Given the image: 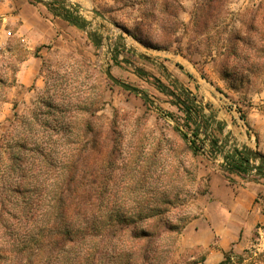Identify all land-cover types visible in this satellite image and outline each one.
Returning a JSON list of instances; mask_svg holds the SVG:
<instances>
[{
	"label": "rangeland",
	"instance_id": "1",
	"mask_svg": "<svg viewBox=\"0 0 264 264\" xmlns=\"http://www.w3.org/2000/svg\"><path fill=\"white\" fill-rule=\"evenodd\" d=\"M42 1L46 5L30 2L61 29V40L50 45L28 50L16 24L0 18V142L15 117L100 115L99 125H105L115 116L118 195L147 198L148 208L165 210L173 223L184 226L198 212L197 200L207 192L213 172L234 179L235 170H230L245 156L233 142L257 152L249 123L251 115L264 113V46L259 53L251 47L257 32L264 35L260 20L252 21L262 0H224L215 11L213 0ZM64 17L87 24L102 46ZM235 37L244 44L233 43ZM34 58L42 88L20 86L18 80L32 76L21 75V67ZM105 68L148 101L112 84ZM51 97L58 109L46 106ZM65 101L73 107L64 108ZM188 109H193L190 120L185 116ZM220 113L233 115L232 121L215 119ZM209 115L212 120L203 119ZM240 175L238 181L258 180L248 171ZM129 180V190L121 189ZM176 241L170 239L164 264L201 258L199 250L180 251ZM231 264H264V231L247 249L232 255Z\"/></svg>",
	"mask_w": 264,
	"mask_h": 264
},
{
	"label": "trees",
	"instance_id": "2",
	"mask_svg": "<svg viewBox=\"0 0 264 264\" xmlns=\"http://www.w3.org/2000/svg\"><path fill=\"white\" fill-rule=\"evenodd\" d=\"M223 2L213 0V7ZM255 14L252 21L264 26V0ZM261 34L251 47L256 53L264 46ZM233 41L244 44L239 37ZM52 99L46 106L58 109ZM192 112L186 110V120ZM99 120L100 115L15 117L0 142V264H164L170 239L177 240L183 226L165 210L148 208L147 198L118 195L117 122L115 116L105 125ZM132 182L120 188L128 191ZM221 264H231V254Z\"/></svg>",
	"mask_w": 264,
	"mask_h": 264
},
{
	"label": "crops",
	"instance_id": "3",
	"mask_svg": "<svg viewBox=\"0 0 264 264\" xmlns=\"http://www.w3.org/2000/svg\"><path fill=\"white\" fill-rule=\"evenodd\" d=\"M0 18L3 22L16 24L17 33L28 50L45 47L62 38L56 22H50L45 13L29 0H0ZM36 60L23 63L21 75L30 73L32 76L30 80L25 77L18 80L20 86L33 83L42 88L38 80L40 65ZM216 117L228 123L233 115L220 113ZM250 117L256 150L264 156V113ZM203 119L212 120L213 117L209 115ZM231 176L234 179L213 172L208 179L207 192L197 200L198 212L180 231L177 248L201 252V258L196 260L191 256L189 264H221L227 255L232 257L247 249L251 239L264 231V179L238 181L240 174Z\"/></svg>",
	"mask_w": 264,
	"mask_h": 264
},
{
	"label": "water",
	"instance_id": "4",
	"mask_svg": "<svg viewBox=\"0 0 264 264\" xmlns=\"http://www.w3.org/2000/svg\"><path fill=\"white\" fill-rule=\"evenodd\" d=\"M32 1H36L39 2L41 4L46 5L45 1L42 0H32ZM79 7V6H78ZM92 14H94L95 16H97L98 18H100L101 20L108 22L105 17L97 12L96 10H91L90 11ZM64 20L78 25L79 28L83 31L86 32L87 36L90 38L91 42L96 45V46H102V39L98 38L97 36H95L94 34L90 33L87 31V24L79 22V20L77 19H72L70 20L68 17H64ZM147 59V58H146ZM148 60V59H147ZM124 63H128L127 61H123ZM130 64V63H128ZM134 70L142 75L148 76V74L146 72H144L141 69L138 68H134ZM104 75L105 77L115 86L134 94L135 96H139L141 97V99H143L144 101H148V96L140 93L138 90H136L135 88L115 79L112 74L110 73V70L108 68H105L104 70ZM175 100L179 101V98L176 97L175 95H173L172 93H169ZM212 145L215 147V143L212 142ZM233 145L238 147L239 150L241 151V153L245 156L244 159L241 160L242 164L244 165L245 171L251 172L252 174H254L257 177L263 178L264 179V172L260 171L258 169V167H263L264 168V156L260 155L258 152H255L251 149H249L248 147L242 145V144H237L236 142H233ZM251 175V174H250Z\"/></svg>",
	"mask_w": 264,
	"mask_h": 264
},
{
	"label": "flooded vegetation",
	"instance_id": "5",
	"mask_svg": "<svg viewBox=\"0 0 264 264\" xmlns=\"http://www.w3.org/2000/svg\"><path fill=\"white\" fill-rule=\"evenodd\" d=\"M69 18V17H68ZM70 20H72L71 18H69ZM78 20V19H77ZM80 22V21H79ZM69 23V22H68ZM243 165V164H242ZM244 166V165H243ZM259 170L260 171H263L264 172V168L263 167H259Z\"/></svg>",
	"mask_w": 264,
	"mask_h": 264
}]
</instances>
